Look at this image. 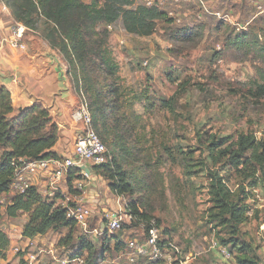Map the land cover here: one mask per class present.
Here are the masks:
<instances>
[{
    "label": "rangeland",
    "instance_id": "374dc122",
    "mask_svg": "<svg viewBox=\"0 0 264 264\" xmlns=\"http://www.w3.org/2000/svg\"><path fill=\"white\" fill-rule=\"evenodd\" d=\"M82 1L99 6L104 2ZM125 1L122 0V9L150 7L146 0ZM203 1L211 12L225 15L227 20L211 13H204L199 19L196 6L178 7L163 2L159 9L172 10L181 19L179 23L157 17L153 33L140 36L126 31L120 16L107 29L102 39L116 63V72L107 76L94 67L90 75L94 81L116 88L118 101L123 102L118 104L117 115L131 147L126 159L139 168L144 186L133 195L116 196L110 192L108 182L94 173H89L83 183L90 195L87 205L92 211V231L105 224L106 212L123 213L128 203L136 202L141 213L151 215L161 242L173 243L182 256L189 257L187 264H236L232 254L227 259L222 256L221 249L228 248L219 237L226 236L225 232L208 222L211 203L206 172H196L188 180L170 154L174 155L177 147L185 150L196 145V132L201 130L221 137L238 131L264 137V97L252 96L255 83L264 85V0ZM44 27L43 18H39L35 31L42 38ZM103 27L99 25L97 29ZM184 27L190 28L192 34L178 36ZM238 36L241 42L234 43ZM172 96L173 114L161 105ZM133 97H140L139 102ZM106 147L110 149L107 144ZM228 176L230 187L235 188L237 178L234 174ZM259 177V195L264 198V175ZM8 198L9 195L1 196L0 227L9 243L0 264H59L67 256L87 257V249L79 251L85 241L98 251L104 249L109 260L119 261L120 253L113 251L116 239L125 243L145 235L147 223L134 217L130 223L123 220L119 231L100 235L84 234L77 227L70 245H59L67 228L26 238L22 229L28 216L24 213L7 217L3 205ZM252 200L248 219L240 226V236L258 248L264 264V200L255 196Z\"/></svg>",
    "mask_w": 264,
    "mask_h": 264
},
{
    "label": "trees",
    "instance_id": "16d2710c",
    "mask_svg": "<svg viewBox=\"0 0 264 264\" xmlns=\"http://www.w3.org/2000/svg\"><path fill=\"white\" fill-rule=\"evenodd\" d=\"M0 1L10 10L13 19L27 29H35L38 19L43 18L44 38L67 63L69 79L76 94L80 99L85 97L88 101L91 128L105 147L107 144L110 148L108 150L106 147L107 161L91 165L90 173L107 181L108 188L114 195H133L144 185L139 176V168H135L132 161L126 159L131 153V147L126 143L127 138L121 131L117 115L118 104L123 102L118 101L116 88L94 81L90 71L97 67L107 76H114L116 63L102 38L108 33V25H112L120 16L126 31L140 36L153 33L155 18L167 21L172 19L165 11L154 6L139 10L122 9V0H104L100 6L82 0ZM99 25L104 26L100 31L97 29ZM177 33L178 36L191 35L192 30L184 27ZM240 42L238 36L234 43ZM254 87L252 96L256 99L264 97V85L255 83ZM174 99L172 96L161 102L172 114L175 113ZM139 100L140 97H133V101ZM60 137L59 126L43 103L36 101L15 111L11 93L0 81V198L2 195H9L3 205L4 214L10 218L27 214L28 218L22 229V235L26 238L43 235L49 230L67 228L69 231L59 240V245H70L73 231L78 226L57 203L58 195L50 200L34 185L22 194L10 191L17 159L58 156L52 149ZM195 140L196 145L185 150L177 147L174 155H170L181 166L188 180L196 172H206L207 193L211 203L207 214L208 222L213 224V228H220L225 232L226 236L219 239L222 245L227 246V251L233 255L236 264H262L257 254L258 248L241 238L240 226L248 219L250 203H253L252 189L260 182L259 175H264V137L244 131L221 137L201 130L196 132ZM165 149L171 153L166 145ZM129 167L134 169L130 170ZM229 174H234L237 178L235 188L230 187ZM73 179L85 180L79 167L69 171L65 185L69 192H76ZM126 210L132 214L133 221L134 217H138L147 223L145 230L147 229L151 215L141 213L136 202L128 203ZM1 216L0 201V218ZM144 238L145 236L139 240ZM8 243L9 239L0 227V259H5ZM125 247L126 242L118 238L113 251L119 253ZM82 249L89 252L87 257L79 254L85 257V264H99L106 259L104 249H94L89 241L81 243L79 251Z\"/></svg>",
    "mask_w": 264,
    "mask_h": 264
},
{
    "label": "built area",
    "instance_id": "2783aa9c",
    "mask_svg": "<svg viewBox=\"0 0 264 264\" xmlns=\"http://www.w3.org/2000/svg\"><path fill=\"white\" fill-rule=\"evenodd\" d=\"M166 2L175 6H196L199 10L197 14L201 19L204 13H211L219 16L223 20H227L225 15L218 12H211L203 0H146L147 6H159ZM6 9V6H2ZM167 16L173 22L179 23L181 19L172 11L166 12ZM112 25H108L111 29ZM27 28L18 23L12 32L8 44L14 49H24L22 41L23 35ZM73 118L82 125L81 131L75 136L73 142L72 154L67 156H52L39 159H17L15 165V174L10 184V191L18 194L25 193L32 185L31 176L44 173L46 177V187L43 195L48 199H53L57 195V203L66 211V216L76 222L79 230L84 234L94 232L96 235L104 233V231H119L123 226V220L131 222L132 214L129 212L109 213L106 212L105 224L102 223L101 229L92 231L90 219L92 211L88 207V198L86 197V189L83 181L73 179V188L76 192H69L66 185L69 171L73 168H80L81 174L88 177V174L82 166H91L103 164L107 161L106 147L100 140L96 132L91 128V117L88 110V101L82 97L73 113ZM258 185L252 189L253 196L259 200H264L259 195ZM0 201L2 202L1 198ZM144 240L137 238L130 239L126 242L125 250L119 252L120 259L115 261L106 257L99 264H187L189 257L181 255L178 248L171 242H161L159 228L150 222L145 230ZM221 253L224 259L229 257L227 249L222 248ZM27 264H32L28 262ZM59 264H85V257L81 255H71L59 260Z\"/></svg>",
    "mask_w": 264,
    "mask_h": 264
},
{
    "label": "crops",
    "instance_id": "0c3cea01",
    "mask_svg": "<svg viewBox=\"0 0 264 264\" xmlns=\"http://www.w3.org/2000/svg\"><path fill=\"white\" fill-rule=\"evenodd\" d=\"M3 5L0 1V81L10 91L16 110L36 101L49 109L61 132L52 150L58 156H69L73 149L72 140L82 125L73 118L80 98L70 82L67 64L35 29L30 33L25 31L22 39L24 49L12 48L8 40L18 22L7 7L2 8ZM31 182L43 194L45 174L31 176ZM86 197L90 199L88 193Z\"/></svg>",
    "mask_w": 264,
    "mask_h": 264
},
{
    "label": "water",
    "instance_id": "95a60500",
    "mask_svg": "<svg viewBox=\"0 0 264 264\" xmlns=\"http://www.w3.org/2000/svg\"><path fill=\"white\" fill-rule=\"evenodd\" d=\"M82 168L87 172L90 173L91 172V168L89 166H82Z\"/></svg>",
    "mask_w": 264,
    "mask_h": 264
}]
</instances>
